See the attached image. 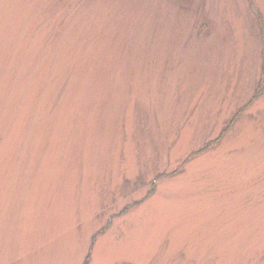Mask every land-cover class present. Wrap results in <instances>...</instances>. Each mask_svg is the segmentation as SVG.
<instances>
[{
	"label": "rangeland",
	"instance_id": "1",
	"mask_svg": "<svg viewBox=\"0 0 264 264\" xmlns=\"http://www.w3.org/2000/svg\"><path fill=\"white\" fill-rule=\"evenodd\" d=\"M0 264H264V0H0Z\"/></svg>",
	"mask_w": 264,
	"mask_h": 264
}]
</instances>
